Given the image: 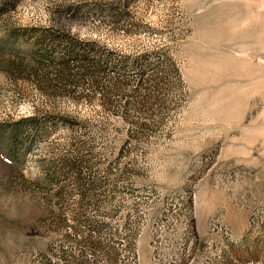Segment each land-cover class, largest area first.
<instances>
[{
    "label": "rangeland",
    "instance_id": "374dc122",
    "mask_svg": "<svg viewBox=\"0 0 264 264\" xmlns=\"http://www.w3.org/2000/svg\"><path fill=\"white\" fill-rule=\"evenodd\" d=\"M0 264H264V0H0Z\"/></svg>",
    "mask_w": 264,
    "mask_h": 264
}]
</instances>
